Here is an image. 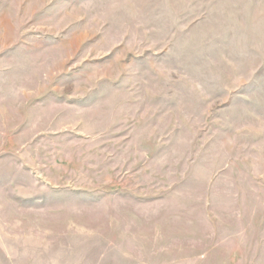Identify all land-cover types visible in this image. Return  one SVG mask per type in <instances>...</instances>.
<instances>
[{
  "label": "rangeland",
  "instance_id": "1",
  "mask_svg": "<svg viewBox=\"0 0 264 264\" xmlns=\"http://www.w3.org/2000/svg\"><path fill=\"white\" fill-rule=\"evenodd\" d=\"M0 264H264V0H0Z\"/></svg>",
  "mask_w": 264,
  "mask_h": 264
}]
</instances>
